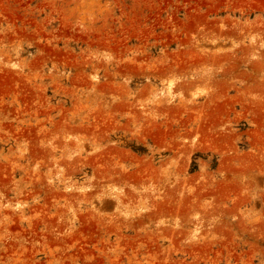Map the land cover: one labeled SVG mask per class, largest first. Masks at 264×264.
I'll use <instances>...</instances> for the list:
<instances>
[{
	"label": "rangeland",
	"instance_id": "374dc122",
	"mask_svg": "<svg viewBox=\"0 0 264 264\" xmlns=\"http://www.w3.org/2000/svg\"><path fill=\"white\" fill-rule=\"evenodd\" d=\"M0 264H264V0H0Z\"/></svg>",
	"mask_w": 264,
	"mask_h": 264
}]
</instances>
